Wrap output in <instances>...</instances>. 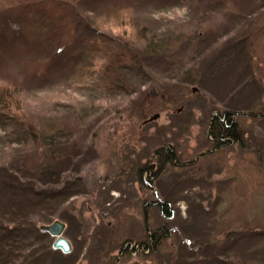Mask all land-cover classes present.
<instances>
[{
	"label": "rangeland",
	"instance_id": "rangeland-1",
	"mask_svg": "<svg viewBox=\"0 0 264 264\" xmlns=\"http://www.w3.org/2000/svg\"><path fill=\"white\" fill-rule=\"evenodd\" d=\"M93 72L139 91L100 92ZM6 93L79 154L55 184L75 193L28 212L40 229L66 223L68 253L31 235L46 263L264 264V0H0ZM225 112L240 135L221 147Z\"/></svg>",
	"mask_w": 264,
	"mask_h": 264
},
{
	"label": "trees",
	"instance_id": "trees-1",
	"mask_svg": "<svg viewBox=\"0 0 264 264\" xmlns=\"http://www.w3.org/2000/svg\"><path fill=\"white\" fill-rule=\"evenodd\" d=\"M98 33L100 36L106 37L99 30ZM140 33L142 38L146 36L145 31L144 33L141 31L135 32L138 35ZM134 44H136V41L130 43L132 46ZM135 49L134 46L131 51L134 57H136L133 53ZM105 50V52L108 51L109 55L113 56H121L123 54L112 47H105ZM94 73L92 74L94 75ZM93 75L89 79L90 81L93 78L98 79L99 84L95 86L100 92L107 94H117L119 92L129 95L133 91H139L131 88V82H129L128 77H117L116 81L113 80L111 82L107 75L99 74L94 75L95 77ZM83 76L86 77L87 74ZM83 76L82 81L88 82ZM14 95V93L12 95L6 93L3 98H0V118L7 117L5 120L7 124L3 126H13L12 130L9 131L13 138L8 137L9 135H4L0 138V145H7L9 148L8 150L2 148L5 154L2 155L0 153V264H15L18 259L23 260L22 264H36L35 262L40 264V261L43 260L41 258L45 256L46 252L43 250H39L37 253L32 251L30 237L31 235L34 237L37 235L44 239L47 231H43L29 220L28 212L38 207L42 208L47 205V201L64 195L66 191H68V195L75 193V186L73 187V182L70 179L64 180L62 186L56 187L55 184L61 180L63 171L73 167V157L79 154L72 151L71 138H66L64 133L61 137L51 132L45 135L36 122L26 124L23 120L24 116L20 117L21 115L16 113L18 111H15L20 110V107H18L20 105L19 103L15 104L17 98ZM11 113H13L12 116ZM232 114L233 112H225L223 114L226 122L221 121L219 117H215L216 126L213 130V135L217 139L216 144L221 147L226 144L227 141L224 140L226 137L234 140L239 139L240 133L238 132L236 121L231 116ZM3 126L0 125V127ZM55 126L56 123L51 127L52 131H55ZM30 156H34V158L31 159ZM172 156L173 154L165 148L161 149L157 154L159 162L155 166L153 164L151 166L146 165V171H149L152 175L154 169L155 174L161 173L165 170V165L170 162ZM140 170L142 175L145 169L143 171V168H140ZM144 181L148 184L146 178H144ZM158 235L160 236V234ZM158 235L156 234L154 237L151 234V239L147 243L153 244L154 240H159ZM44 263L48 264L45 257ZM211 264L214 263L212 262Z\"/></svg>",
	"mask_w": 264,
	"mask_h": 264
},
{
	"label": "water",
	"instance_id": "water-1",
	"mask_svg": "<svg viewBox=\"0 0 264 264\" xmlns=\"http://www.w3.org/2000/svg\"><path fill=\"white\" fill-rule=\"evenodd\" d=\"M41 228L44 231L50 232L56 237L54 248H61L64 252L68 253L72 249L70 240L64 235L66 223L60 219L55 220L50 224H42Z\"/></svg>",
	"mask_w": 264,
	"mask_h": 264
},
{
	"label": "flooded vegetation",
	"instance_id": "flooded-vegetation-1",
	"mask_svg": "<svg viewBox=\"0 0 264 264\" xmlns=\"http://www.w3.org/2000/svg\"><path fill=\"white\" fill-rule=\"evenodd\" d=\"M169 162V161H168ZM150 175H152V174H150ZM151 178H152V176H150ZM148 183L150 184L151 182L150 181H148Z\"/></svg>",
	"mask_w": 264,
	"mask_h": 264
}]
</instances>
